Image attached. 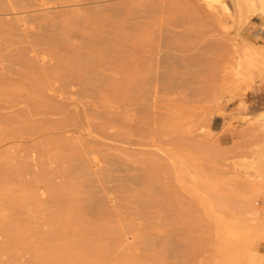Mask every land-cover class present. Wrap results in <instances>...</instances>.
Listing matches in <instances>:
<instances>
[{"label": "rangeland", "instance_id": "obj_1", "mask_svg": "<svg viewBox=\"0 0 264 264\" xmlns=\"http://www.w3.org/2000/svg\"><path fill=\"white\" fill-rule=\"evenodd\" d=\"M23 6L52 47L0 124V264H264V3ZM67 70L120 78L124 132L44 113Z\"/></svg>", "mask_w": 264, "mask_h": 264}, {"label": "bare ground", "instance_id": "obj_2", "mask_svg": "<svg viewBox=\"0 0 264 264\" xmlns=\"http://www.w3.org/2000/svg\"><path fill=\"white\" fill-rule=\"evenodd\" d=\"M260 1L264 3V0ZM3 2H0V11L3 12V10H1V7H3L7 10H4L5 12H10L9 15L12 12L15 14L14 19H11V16L7 18L8 16L6 17L5 14L8 15V13L5 12L3 13L5 16L0 17L4 18L0 19V124L6 126L9 123V114L11 112L14 110H26V108L21 106L25 104L26 101L19 98L17 99L14 94H19L17 97H23V94H26L28 91V83L32 84V82L35 81V77L31 76V74H36V71L33 69V66L29 64L30 61L27 54L28 47L37 54L38 52H44L45 49L47 50L52 46L50 45V41H46L44 37H42L46 35V33H43V28L48 24L46 21H43L45 19H42V21L39 20L40 23L38 21L39 25H37V29L35 26L29 24L32 22L27 19L28 16L25 15V13H20L22 8H25L24 6L22 7V5H25V0H3ZM19 9L20 11H18ZM0 16H2V14ZM38 18L41 19L40 17ZM14 37H18L19 40ZM19 41L22 44L21 46L19 45ZM13 42L16 44L18 43L17 45L19 46L13 47ZM89 65L94 67L93 63ZM99 70H101V67H96L95 73L99 74ZM49 79L51 80L49 81ZM49 79L48 89L54 94H58L56 100L57 104L44 111V113H49L51 116L65 115L66 111L74 106V110L79 114L82 122V125L78 124L80 127L92 128L101 133L116 137L119 133L124 132L120 112L121 105L115 103L118 105L114 107L115 105L113 106L110 104V102L114 103L122 97L121 80L118 76L113 78L104 77V79H97L96 77L86 79L85 76H80L79 73L67 70L62 78H58L55 72H52ZM60 79H64L65 86L58 87L54 85L58 83ZM78 81L80 82L77 83ZM76 85L80 87L77 91L74 90ZM80 90H83V96L92 98L91 102L88 104L85 103L86 105L82 107L83 116L78 109L79 105L75 101L76 99L73 98L78 95ZM107 102H109V108L111 110L107 108ZM110 105H112L113 108ZM141 123H139V125ZM138 129H143V126H139ZM3 130L5 129H0V131Z\"/></svg>", "mask_w": 264, "mask_h": 264}]
</instances>
